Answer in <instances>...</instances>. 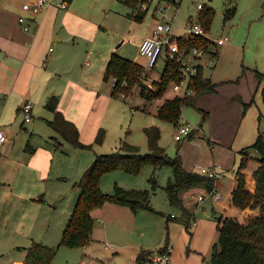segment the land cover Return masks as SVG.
<instances>
[{
	"label": "crops",
	"instance_id": "0c3cea01",
	"mask_svg": "<svg viewBox=\"0 0 264 264\" xmlns=\"http://www.w3.org/2000/svg\"><path fill=\"white\" fill-rule=\"evenodd\" d=\"M35 1L0 0V129L8 138L0 153V256L11 254L9 257L12 264H24L32 246L30 242L35 238H48L56 226L55 218L49 214L46 204L38 202L39 194L47 195L50 186H55L60 179V173L52 175V169L57 152L62 148L57 142L62 144L63 139L48 123L54 119V114L46 108L48 100L53 96L59 98V110L77 125L81 141L88 145L95 143L102 129H109L116 101L127 103L132 99L114 98L113 83L104 82L105 70L111 56L117 53L116 49L103 46L97 58L91 50L87 56L82 54L80 40L94 47L101 27L74 11L73 2H68L66 7L52 6L45 9L39 15L38 22L30 23V29L26 31L19 18L29 14L24 12L22 6ZM153 29L143 37L139 46L151 35ZM53 45L56 48L53 49ZM92 55L95 76L93 71L85 68L91 65L88 60ZM84 59L86 61L82 65ZM211 65L210 61L208 64L203 63L204 76L217 87L214 92L203 93L196 100L200 109L208 112L207 122L199 125L198 136L184 145L182 143L181 147L183 164L187 170L197 172L198 166H204L220 168L224 172L223 178L215 182L216 188L222 193L220 201L208 196L204 188L191 189L185 192V197L182 196L189 213L191 207L186 198L190 197L197 206L194 213H191L194 218V232H191L194 238H190L192 241L188 255V261L193 256L196 264L204 256L205 249H208L207 243L212 246L208 249L211 258L215 242V238L210 237L205 244L203 241L206 238H199L200 233L214 234V219L228 215L241 216L240 210L232 204L236 172L240 166L238 158L241 156L242 159L240 151L243 148L256 142L260 127H257L256 119L246 122L244 104L252 103L250 94L241 92L239 95L243 103L235 101L236 97H233L239 91L228 90L231 83L219 85L206 75V69ZM257 81H252L257 88L264 85ZM27 101L33 104V119L28 122L32 124L30 127L26 126L21 111ZM36 118L40 120L35 121ZM257 167V161L250 160L246 172L251 173ZM157 171L153 169V174ZM200 196L204 197L203 201H199ZM145 211L148 210L134 213L130 207L114 203H107L94 210L92 215L95 227L91 242L86 247L96 242L107 244L111 239L108 238L107 230L116 227L123 234L137 235L138 243L133 247L139 253L143 250L156 252L162 249L165 244L161 245V241L151 245L155 238L149 232V216ZM198 213H201V221L197 218ZM96 223H100V228ZM172 228L174 232L180 228L186 230L184 225L178 224H172ZM146 230L149 231L146 233ZM171 244L173 253L170 264H179L175 257L178 238L171 237L169 246ZM204 258L207 259L206 256Z\"/></svg>",
	"mask_w": 264,
	"mask_h": 264
},
{
	"label": "rangeland",
	"instance_id": "374dc122",
	"mask_svg": "<svg viewBox=\"0 0 264 264\" xmlns=\"http://www.w3.org/2000/svg\"><path fill=\"white\" fill-rule=\"evenodd\" d=\"M72 2L74 11L83 14L87 19L95 21L101 27V33L94 47L91 44L88 45L87 41L80 40L82 54L87 56L88 51L91 50L97 58L100 54L99 49L106 46L113 50L116 49L117 54L124 55L143 66L146 65L147 61L140 55L139 43L148 34L149 30L156 26L157 20L163 21L164 17L170 19L174 24V33L179 38H186L188 35L185 26L189 18L200 15L199 13L201 12H198L197 5L203 3L206 8L211 9L213 12V19L210 30L207 32V37L213 42L211 51L217 52V56L214 55V58L213 54L208 52L203 56L202 64H208L209 61L212 62L214 60L210 68L206 69V75L219 83V85L231 83L233 87H227L228 90L239 91L238 95L233 97L234 99L236 97L235 101H243L240 97L241 95H239L241 92L250 94V100H253L245 109L246 122H252V120L256 119L257 127L260 125L261 130L264 131V85H260L257 88V85L253 83L257 79L255 76L256 71L264 74V0H182L180 6L171 9L167 8V2L153 0L142 21L137 19L139 13L143 12L141 3H139L137 8H132L119 0H73ZM158 3L160 4L159 7L163 9V13L155 11ZM234 6L237 8L235 16L226 21V11ZM221 38L225 41L220 46L218 45V40ZM52 47L53 49L56 48L55 45ZM85 61L86 59H84L82 65L85 64ZM88 61H90L91 65L85 68L89 69L90 72H94L96 68H94L95 64H93V55ZM164 66L165 60L162 58L157 68L149 71V76L146 80L148 85L152 86L159 81ZM139 91V87L134 90L135 94L131 96L130 102L116 101L109 121V129H104L105 139L103 144L89 143L88 145H93L92 149H78L67 141H62V148L60 147L61 149L57 152L52 169V175L60 173V179L55 186H50L47 195L39 194L38 196V202L46 204L45 206L50 210L49 214L55 218L56 226L48 238H35L29 244L33 245L36 242L47 246L49 244V247L55 249L57 253L51 264H139L136 261V255L139 252L133 247L138 243L137 235L133 233L123 234L116 227H110L107 230L108 238H111L107 244L96 242L89 248L85 246L76 249L60 245L63 229L80 195V188L76 184L94 162L96 155L120 152L122 151L121 145L123 142L137 145L140 147L142 154L148 153L150 150L145 128L155 125L163 130L160 144L166 148L171 157L177 156L178 153L181 155L182 143L184 145L188 140L194 138H187L181 142L176 141L175 135L178 126L163 122L156 116L157 109L166 99H171L178 95L173 89H170L163 98L152 102H147ZM200 108L197 103L196 107H184L181 123H189L194 127L205 124L208 118L202 123L203 117ZM38 120L40 119L36 118L35 121ZM31 125L27 123L26 126L30 127ZM238 161L240 163L241 156ZM152 175V166H145L138 175H130L123 171H113L103 177L101 187L105 193H110L115 183L125 189L150 190V203L154 207L155 212L145 211L144 213L149 216L147 225L150 227V231L146 230V233L147 231L151 232V235L155 238L154 244L151 245H156L159 241L162 242L161 245H164L168 238L169 241L171 237L178 238L175 255L177 263L196 264L193 256L188 261L192 241L190 238H194L192 235L194 230L190 228L187 231L180 228L174 232L173 228L171 229L172 224L182 225L179 221L183 216L181 208L170 204L165 190L172 175V169L164 167L155 173L158 183L156 191L153 190L150 182ZM186 194L183 193L182 196L185 197ZM40 198L44 201H40ZM186 199L187 202H190V212L194 213L197 208L196 203L190 197ZM198 210L201 212V207ZM171 215L177 218L171 219L167 223L166 219L171 217ZM197 218L201 221V213H198ZM240 218L243 219V216L241 215ZM213 224L215 228L214 234L212 232L210 234L200 233L199 238H206L203 241L205 244L207 238H215L214 244L219 239L217 219L213 220ZM96 225L98 228L101 226L100 223H96ZM184 238H188V240ZM27 241L25 243H29ZM210 247L212 246L207 243V248L209 249ZM208 249H205L204 252V256L207 259L201 256L197 264H210L211 259ZM10 255L6 253L4 257L0 256V264H12Z\"/></svg>",
	"mask_w": 264,
	"mask_h": 264
},
{
	"label": "trees",
	"instance_id": "16d2710c",
	"mask_svg": "<svg viewBox=\"0 0 264 264\" xmlns=\"http://www.w3.org/2000/svg\"><path fill=\"white\" fill-rule=\"evenodd\" d=\"M72 1L68 0L69 3ZM119 1L132 8H137L141 0ZM167 1L175 2V0ZM236 11V6L228 9L225 14L226 21L232 19ZM200 12V23L205 31L209 32L213 12L205 5ZM145 16L146 12H141L137 19L142 21ZM179 43L188 51L193 47H200L206 52L212 53L213 57L217 56V52L211 51L213 42L208 38H179ZM148 76L149 73L145 66L115 53L111 56L105 70L104 82L114 81L112 89L114 98L127 100L134 95V90L139 87L140 95L147 102H152L163 98L176 83L181 82L179 63L176 60H167L159 81L155 82L153 87L145 82ZM255 76L261 84H264V74L256 71ZM196 82L198 87L193 96L176 95L174 98L166 99L157 109V118L174 126H180L184 107H196L199 95L215 91L216 84L204 76L203 66L199 68ZM244 106L247 109L248 105L244 104ZM46 108L54 114V119L48 123L61 139L78 149H92L93 145H87L81 141L77 125L68 120L59 110L58 97H51ZM200 112L203 123L208 112L202 109ZM145 132L150 150L146 154H142L137 145L123 142L120 152L96 155L94 162L76 184L80 188V195L63 231L61 246L76 249L90 244L95 227L92 212L104 207L107 203L128 206L134 213L140 210L155 212L150 203V190L125 189L115 183L113 193H105L101 187L103 177L110 172L123 171L130 175H138L145 166H152L154 171L164 167L172 169V176L165 187L169 202L172 206L182 209L183 216L179 222L185 226L186 230L189 231L192 228L194 218L184 204L183 193L194 188H204L210 192L215 187L216 181L198 172L187 170L179 153L177 156L171 157L167 150L160 145L162 130L159 126L147 127ZM193 137L190 135L189 139ZM104 139L105 130L102 129L98 133L95 143L103 144ZM57 145L61 146L62 144L59 141ZM253 153H255L254 156ZM240 154L242 159L236 172V187L233 191L232 204L240 210L243 219L234 215L217 219L219 239L213 245L210 264H264V131L261 130V127H259L256 142L243 148ZM250 160L257 161L258 167L253 172L247 173L246 169ZM150 182L153 190H156L158 183L155 174L150 178ZM40 201L44 200L40 198ZM171 219L174 217H168L167 223ZM168 246L169 238L162 249L164 250ZM56 253L55 249L36 242L29 248L24 264H51ZM153 254V251L143 250L139 253L137 262L139 264L153 263L150 259Z\"/></svg>",
	"mask_w": 264,
	"mask_h": 264
},
{
	"label": "built area",
	"instance_id": "2783aa9c",
	"mask_svg": "<svg viewBox=\"0 0 264 264\" xmlns=\"http://www.w3.org/2000/svg\"><path fill=\"white\" fill-rule=\"evenodd\" d=\"M167 2V8L178 7L181 0H175V2H169L167 0H160ZM153 0H141V8L143 12H147L150 9ZM68 0H36L35 2L24 3L22 9L28 13V16L22 15L19 18V22L28 31L30 29V23L38 22L39 15L47 8L52 6L66 7ZM159 3L155 8V11L163 13L162 7H159ZM204 4L199 3L197 10L200 12L203 9ZM163 21L157 20L150 36L146 37L139 46V52L142 57L146 59L145 69L147 72L153 71L159 61L164 58L165 64L167 60H176L180 66L181 82L176 83L173 90L180 96L190 97L197 91L196 78L199 74L200 66H203L202 59L207 53L203 48L193 47L191 50H187L186 47H182L179 43V37L174 33V24L170 19ZM185 30L187 31L186 38H208L207 32L200 23L199 15L189 18ZM224 39H219L218 44H224ZM210 54V53H209ZM214 63V60L211 62ZM146 82V81H145ZM114 85V82H113ZM22 115L25 122H31L33 119V104L31 101L25 102L21 107ZM200 128L198 126H192L189 123H182L178 126L175 139L178 142L184 141L189 138L190 135L198 136ZM8 138L4 131L0 129V153L7 142ZM197 172L207 176L208 178L218 181L223 178L224 172L220 168L216 167H204L198 166ZM208 196H212L215 200L220 201L222 199V193L216 188V186L207 192ZM204 197L200 196L199 201H203ZM194 224V223H193ZM173 249L168 246L166 249H160L154 252L152 255V262L155 264H170L172 260Z\"/></svg>",
	"mask_w": 264,
	"mask_h": 264
}]
</instances>
